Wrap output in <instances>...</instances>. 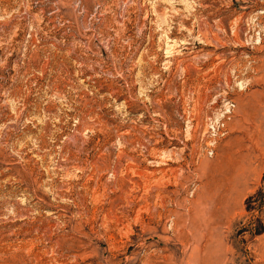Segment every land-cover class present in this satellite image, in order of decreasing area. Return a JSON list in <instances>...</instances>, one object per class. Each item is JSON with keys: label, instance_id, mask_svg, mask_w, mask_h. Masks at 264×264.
<instances>
[{"label": "rangeland", "instance_id": "obj_1", "mask_svg": "<svg viewBox=\"0 0 264 264\" xmlns=\"http://www.w3.org/2000/svg\"><path fill=\"white\" fill-rule=\"evenodd\" d=\"M0 264H264V0H0Z\"/></svg>", "mask_w": 264, "mask_h": 264}]
</instances>
